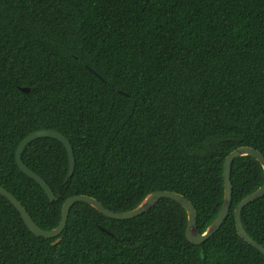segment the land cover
Wrapping results in <instances>:
<instances>
[{
	"label": "trees",
	"instance_id": "obj_1",
	"mask_svg": "<svg viewBox=\"0 0 264 264\" xmlns=\"http://www.w3.org/2000/svg\"><path fill=\"white\" fill-rule=\"evenodd\" d=\"M37 130L73 151L67 179L60 142L38 138L21 153L51 202L15 164ZM242 146L264 156V0H0V186L40 229L58 225L73 195L121 213L169 191L192 204L203 233L222 204L223 161ZM230 182L228 214L199 245L168 198L128 220L77 202L52 245L0 195V264H264L233 216L261 186L260 164L233 159ZM240 221L264 247V196Z\"/></svg>",
	"mask_w": 264,
	"mask_h": 264
},
{
	"label": "water",
	"instance_id": "obj_2",
	"mask_svg": "<svg viewBox=\"0 0 264 264\" xmlns=\"http://www.w3.org/2000/svg\"><path fill=\"white\" fill-rule=\"evenodd\" d=\"M91 73L95 74L91 69L87 68ZM22 91L26 92V88H22ZM38 138H52L58 142H60L67 154L68 160V171L66 175V179L72 176L74 170V158L73 151L69 141L60 133L52 131V130H37L26 135L18 144L14 158L15 164L19 171L26 175L28 178L34 180L42 189L48 201H53L54 194L49 188V186L41 179L37 174L33 173L29 170L21 161V153L26 147L28 143ZM242 156H250L254 158L261 166L263 172V182L260 187H258L255 191L250 194L244 196L235 206L233 210L234 216V226L237 235L250 247L258 251L264 256V247L255 242L243 229L241 221H240V212L243 207L248 205L249 203L261 198L264 196V156L258 152L256 149L242 146L231 151L224 159L222 165V177H223V198L220 210L215 217V219L206 227L203 233H199L196 227V213L192 206V204L182 195H179L174 192L169 191H153L146 195L143 200L132 210L116 213L105 208L99 201L92 197H88L85 195H73L67 198L62 206H61V214L58 225L51 230H42L40 229L28 215L24 207L21 203L8 191L0 186V195L4 197L19 213L24 225L27 229L35 236L42 237L45 239L54 238L55 240L52 242V245L59 242V235L64 229L69 211L71 207L77 203L82 202L86 203L93 209H95L99 214L113 220H128L134 217H137L148 210H150L160 199L168 198L177 203H179L186 213V227H185V238L188 242L199 245L209 239L211 235L216 232L221 224L224 222L228 210L231 203V194H232V185L230 182V168L233 159L242 157Z\"/></svg>",
	"mask_w": 264,
	"mask_h": 264
}]
</instances>
